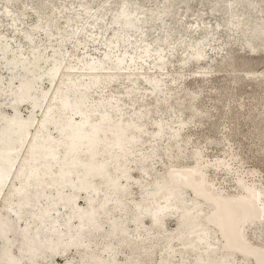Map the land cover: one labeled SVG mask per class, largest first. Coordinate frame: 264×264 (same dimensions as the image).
<instances>
[{
    "label": "bare ground",
    "instance_id": "obj_1",
    "mask_svg": "<svg viewBox=\"0 0 264 264\" xmlns=\"http://www.w3.org/2000/svg\"><path fill=\"white\" fill-rule=\"evenodd\" d=\"M0 1L2 14L14 11L12 23L30 9L37 19L30 31L48 42L42 45L35 32H21L24 49L0 33L7 73L5 79L0 76V155L14 148V154L0 156V167L7 163L0 172L1 264H264V182L253 170L242 169L243 158L233 148L227 147L224 157L208 158L218 120L199 104L200 92L188 93L175 119H152L147 103L153 98L157 107L164 99L160 93L171 71L177 74L172 84L189 75L211 83L229 64L231 56L221 51L228 41L264 54V0H197L210 15L222 11L223 23L211 33L197 23L174 42L175 27L184 23L176 20L178 4L183 8L179 19L201 16L200 10L191 14L192 0H159L151 8L149 0H103L95 7L96 0H77L81 14L65 16L64 23L81 25L71 30L74 40L66 50L56 0ZM109 13L116 31L105 38L101 56L123 68L134 60L129 70L87 69L97 59L76 55L85 25ZM219 27L225 39L217 44ZM141 28L145 33L131 51L130 32ZM189 31L196 37L192 43H187ZM52 36H57L54 45ZM185 46L179 68L168 70L170 59ZM218 64L220 69L205 68ZM243 64L241 70L259 86L264 70L252 73L250 60ZM115 83L117 95L109 94ZM138 83L146 86L140 95ZM218 102L215 108H224L228 116L226 104ZM202 117L211 133L198 144L183 131L190 119ZM14 121L22 127L10 126ZM254 127L261 142L264 131L258 123ZM229 135L226 130L215 138L222 144ZM93 139L100 142L85 144ZM157 153L162 158L154 162ZM59 211L62 220L51 217ZM250 231L262 242H252ZM58 258L62 261L55 263Z\"/></svg>",
    "mask_w": 264,
    "mask_h": 264
},
{
    "label": "rangeland",
    "instance_id": "obj_2",
    "mask_svg": "<svg viewBox=\"0 0 264 264\" xmlns=\"http://www.w3.org/2000/svg\"><path fill=\"white\" fill-rule=\"evenodd\" d=\"M102 1L103 0H96L93 3L92 7L97 6ZM158 2L159 0L157 2L149 0L146 2V6L148 7L149 5V7L151 8L153 6H156ZM55 4L57 6L58 5L61 6L60 9H58L59 13H58L57 24H58L59 29L62 30L63 33L65 34V37H64L65 41L63 43L62 48L66 50V49H69V47L71 46L74 40L71 32L75 29V27L76 28L79 27L81 25V22L80 23L76 22L70 26H67L64 23L65 21L64 17L65 16L75 17L77 15H80L81 9L78 5L77 0H56ZM1 8H2V2L0 4V9ZM177 10H178V15L176 17V20H180L179 22H184V23H181L179 26L175 27L176 34L172 38L171 40L172 42H174L177 38H180L183 32L185 31V29L191 30L192 28L195 27L197 23L201 24V26L204 27V33H208V32L211 33V31H213V27L216 24L223 23L222 11H219L213 15H210L208 12L207 5L202 6L197 0H192L191 14H196L195 11L200 10L199 11V13L201 14L200 18L196 19L194 15H191L188 17H184L183 19H179L180 18L179 13H182L183 11L182 4H178ZM27 12L28 13H26L23 16L22 15L17 16L16 17L17 19L15 20L16 22L13 21V23H12V20H13L12 17L15 16L13 10L8 12L7 14H2L0 12V19H1L0 33L3 34L5 38L14 46H16L18 43H21L24 49H26V47L23 43L24 39H22L23 34L21 32L24 33L25 31L29 30V32L34 33L35 31L34 32L30 31V29L32 30L33 25L37 21L35 15L29 13L31 12L30 9H28ZM88 24H86L84 27L85 32L83 31V34L80 35L81 40H83L82 41L83 43L80 45L82 49H78L76 51V55L85 54L84 55L85 58L97 59L94 62H90L86 66V68L93 69V70L96 69L100 71L129 70L130 69L129 66H133L132 64L134 60L131 61L132 62V64L130 63L131 65L129 63L127 65V62H126V66L125 68H123L122 64L119 65L116 62L112 63L111 62L112 58L110 59V58L103 57V55L101 56V54L103 53V49L105 47V45L103 44L105 41V38L112 37L116 31L115 25L111 21L110 13L106 15L102 21L97 22V23L90 22ZM220 28L222 27H219V33L221 35V38L220 40H218L217 44L220 43L219 41L223 39V36H222L223 32L221 31ZM145 30H146L145 28H141L137 32H130V35H131L130 40L131 39L132 40L130 41L131 44H130L129 50L131 51L134 50V48L132 47L136 43L137 39L140 38L141 34L145 33ZM154 32L153 34L155 36L161 37L162 32L160 31V29H155ZM38 34L40 33L35 32V34L33 35L40 38V43L42 45H46L48 42L45 40V37L41 34L39 36ZM90 37H92V39ZM149 37L151 38L152 36H149ZM52 39L53 41L51 42V44L52 43H53L52 45L56 44L57 36H52ZM186 39L188 40L187 43H189L190 41H191L190 43H192L196 39V37L190 32L189 37H187ZM44 41H46L47 43ZM223 48L224 49H221V51L222 52L224 51L226 55L231 56V59L229 61V64L227 63L228 65L222 67L223 68L222 70L215 72V74L211 78V83H204L198 77L195 78L192 75H189L188 77H185L186 79L183 78V80L177 79L175 80V82L173 81V84L175 83L173 85L172 79L175 78L177 74L171 71L170 73H173V74L169 73L168 76H166L164 79L162 92L160 93V95H162L164 99L161 100V102H159L158 106L154 107L153 98H150V97L147 98V103L149 107L152 109L151 118L156 119L162 116H166V117L172 116V119L177 118L182 113V105L186 103L187 100L189 99L188 93L199 91L201 94L199 104L201 106H205L210 111V114L213 115V118H216L218 120V127H217V131L214 133V136L219 137L226 130H228V133L230 134L229 140L225 141L222 144L218 143L217 138L215 137L212 138L213 139L212 142L208 145L206 149V151L208 152V155H210L208 156V158L214 159L216 157H224L226 155V152L233 148L232 150H235L243 158V161L241 162L242 169L243 170L244 169L253 170L257 178H259L261 182H264V137L261 139L262 141L260 142L255 137V133H254V128H255L254 125L257 123L259 124L261 130L264 131V112L259 114L261 107L264 108V72L261 75L259 74L258 80L260 79H263V80L262 82H260V85L257 86L254 84L253 80L251 78H248V76L244 73V71L241 70V68L244 66L243 63L247 60L248 61L250 60L251 67L253 69L252 73L263 71L264 70V54L260 49H257L254 51L253 48H248L242 44H235L229 41L225 43ZM207 51L209 54L212 53L209 50ZM184 52L185 53L187 52V46L180 49L179 52L176 53L175 56L170 59V62L167 65L168 70L179 68L178 60L183 55H185ZM118 53L119 52H116V54ZM1 60L2 59L0 57V76H2L5 79L7 77V73L1 65ZM216 60L217 62H219L220 58H216ZM191 67L196 68L197 66L192 65ZM205 68L220 69L221 65L218 64L217 66H214V67H205ZM3 70H4V73H3ZM125 84H127V82ZM115 85L116 83L111 84L107 88L108 90L107 92H109V94L117 95L118 90L116 89ZM145 89H146V86L144 83H138L139 95L144 93ZM218 100H222V103L226 104V108H228L227 110H229L228 116L223 114L224 108L222 107H219L218 109L215 108V105L217 104H219V106L221 105V103L218 102ZM138 104L139 103L136 102L135 107H138L139 106ZM5 107H6L5 108L6 111L8 112L9 107L6 105ZM168 107H169V112L166 113V109ZM21 109H22L21 111L22 115H26L28 111L27 107L23 106L21 107ZM208 125H209V120L207 119V117L199 118V120L196 122L190 119L188 123V128H186L183 131V133L186 136H191L193 139L197 138L198 139L197 141L199 144L204 140L205 136L211 133L208 130L209 129ZM263 136H264V132H263ZM257 142H259L258 145H257ZM189 147L190 146H188V148ZM227 147H228V150H227ZM160 157L162 158L161 153H157L156 155H154L153 156V159L155 158L154 162L161 159ZM216 177H217L216 181L220 182L221 174H218ZM229 185H230L229 183L223 184V186L226 187L225 190L227 191L231 190ZM40 202H43V200H40ZM62 213L63 212L61 211L53 213L51 214V217L56 218L58 215L57 220H62L63 219ZM2 227H3V224H0V229H2ZM168 228L169 230H173L174 223L172 221L168 222ZM262 233L264 234V228L262 230ZM248 236H249L248 238L252 242H258V243L262 242L260 240H257L251 231ZM1 237L2 236H0V260L2 259L1 256L3 253L2 251L4 249L2 248V245H1V242H2ZM73 255H75V252L70 253V256H73ZM61 261L62 259L58 258V260L55 263H60Z\"/></svg>",
    "mask_w": 264,
    "mask_h": 264
},
{
    "label": "water",
    "instance_id": "obj_3",
    "mask_svg": "<svg viewBox=\"0 0 264 264\" xmlns=\"http://www.w3.org/2000/svg\"><path fill=\"white\" fill-rule=\"evenodd\" d=\"M217 5H219V3L217 4ZM122 18H124V17H122ZM124 22V21H123ZM121 26L122 27H126V28H129L130 27V24H124V23H122L121 22ZM261 49H264V48H261ZM2 50H5L4 48L2 49ZM159 58H157L156 59V61L157 62H159ZM11 66H12V68H13V65L11 64ZM10 126H12V127H15V128H17V129H20L22 126L20 125V124H18V122H12L11 124H10ZM19 140V139H18ZM18 140L15 142V143H17L18 142ZM85 141V144H87V143H98V142H100V140H98V139H93V140H90V142H87L86 140H84ZM84 144V145H85ZM75 145H76V143H75ZM75 145H73L72 147H70V149H69V152H73L74 151V149L76 148V146ZM12 154H14V148L13 149H9V150H6V151H4L3 152V154H1L0 156H3L1 159H3V158H5V157H7V156H10V155H12ZM39 158L40 159H42V158H44V156H39ZM2 162V161H1ZM2 166V168L0 167V172H1V170L2 171H4V168H6V166H7V163H4L3 165H1ZM237 204V202L236 201H234V202H232V204H230L229 206H231V205H236ZM228 208V207H227ZM247 216L248 215H245L244 214V216H242L241 217V221L243 220V219H245V218H247ZM241 254H246L245 252H240Z\"/></svg>",
    "mask_w": 264,
    "mask_h": 264
}]
</instances>
